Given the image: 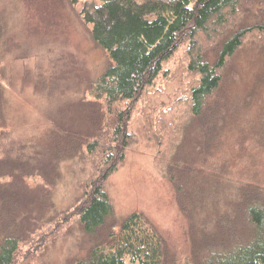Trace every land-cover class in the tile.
I'll list each match as a JSON object with an SVG mask.
<instances>
[{
    "label": "rangeland",
    "instance_id": "rangeland-1",
    "mask_svg": "<svg viewBox=\"0 0 264 264\" xmlns=\"http://www.w3.org/2000/svg\"><path fill=\"white\" fill-rule=\"evenodd\" d=\"M241 6L238 12H245V19L238 27L264 25V0H242ZM0 22V184L15 186L22 198L20 211L30 212L21 219L25 234L41 237L21 247L18 264H76L100 240L84 233L76 214L86 197L84 185L94 176L92 162H81L77 153L99 130L104 109L92 88L108 68L109 57L93 42L91 28L81 22L70 0H0ZM182 45L165 66L164 78L135 103L128 126L131 144L105 188L117 221L143 215L165 240L169 256L187 264L201 240L191 234L167 175L168 158L163 161L159 154L163 114L170 122L166 125L177 116L169 158L200 167L208 160L206 167H195L199 220L215 218L216 197L230 186V196H236L239 186L264 189V48L259 32L249 35L225 74V125L215 154V147L204 153L208 143L203 129L191 114V103L186 107L195 77L186 72L188 44ZM213 144L215 140L209 147ZM61 145L68 146L70 158L57 152ZM94 162L100 166L103 157ZM15 173L17 179L10 176ZM43 220L51 225L47 228ZM114 231H120L118 225Z\"/></svg>",
    "mask_w": 264,
    "mask_h": 264
},
{
    "label": "trees",
    "instance_id": "trees-1",
    "mask_svg": "<svg viewBox=\"0 0 264 264\" xmlns=\"http://www.w3.org/2000/svg\"><path fill=\"white\" fill-rule=\"evenodd\" d=\"M70 2L81 22L91 28L93 42L109 57L108 68L92 88L104 115L100 118L98 132L88 137L85 147L77 153L81 162H92L94 176L84 185L86 197L76 214L84 233L100 240L99 245L95 246L98 243L94 242L95 247L76 264H182L169 256L165 240L143 215L134 214L121 222L115 219L106 183L124 161L131 144L128 126L135 103L164 78L165 66L185 42L188 44L186 72L195 77L186 107L191 103V114L203 129L208 143V146L203 145L204 153L215 147L216 154L218 133L225 125L221 104L225 74L249 35L259 32L264 48V25L238 27L245 19V12L241 15L238 12L242 0ZM3 35L0 22V40ZM1 79L0 62V120ZM169 111L177 113V110ZM165 113L163 118L162 113L159 117L162 118L159 154L163 155V161L168 158L167 175L175 186L180 208L189 219L191 234H198L201 240L194 247L192 262L187 264H264V189L239 186L236 196L232 197L230 186L216 197L215 218L199 220L198 189L194 183L199 174L195 167H206L208 160H203L200 167L193 161L169 158L177 135L173 126L177 116L173 115L172 124L166 125ZM214 140L215 146L209 147V142ZM57 152L63 153L62 159L70 158L68 146L66 149L59 146ZM99 157H103V162L97 167L94 160ZM3 175L0 170V177ZM10 176L17 179L16 173ZM50 183L55 185V182ZM15 189V186L6 188L0 184V264H18L21 247L33 245L41 238L23 231V220L30 212L20 211L22 198ZM11 190L15 195L10 196ZM41 223L47 228L51 225L47 220ZM116 225L119 232L114 231ZM200 225H203L202 231Z\"/></svg>",
    "mask_w": 264,
    "mask_h": 264
}]
</instances>
